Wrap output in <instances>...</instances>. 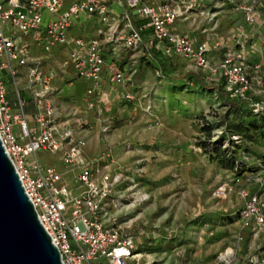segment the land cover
Listing matches in <instances>:
<instances>
[{"label": "rangeland", "instance_id": "374dc122", "mask_svg": "<svg viewBox=\"0 0 264 264\" xmlns=\"http://www.w3.org/2000/svg\"><path fill=\"white\" fill-rule=\"evenodd\" d=\"M176 1L193 11L182 12L177 30L206 40L213 63L227 48L242 50L248 71L263 86L251 100H241L226 90L224 79H207L183 56L126 53L123 85L134 98L116 97L118 108L102 109L106 129L92 130L96 151L85 154L108 155L101 165L113 189L103 217L134 237L139 264H264V223L246 226L241 218L242 192L264 199V114L252 104L264 100V0ZM245 6L256 23L243 20ZM64 48L50 64L60 73ZM80 79H72V88ZM22 82L17 79V86ZM72 88L64 84L63 91ZM43 153H37L39 161L66 171L64 179L76 188L58 155Z\"/></svg>", "mask_w": 264, "mask_h": 264}, {"label": "built area", "instance_id": "2783aa9c", "mask_svg": "<svg viewBox=\"0 0 264 264\" xmlns=\"http://www.w3.org/2000/svg\"><path fill=\"white\" fill-rule=\"evenodd\" d=\"M113 4L120 8L115 16ZM183 7L176 0H0V72L12 78L17 96L14 109L0 76V141L40 223L58 249L62 264H139V258L134 237L103 217L105 199L113 189V180L101 165L107 153L85 157L87 140L76 133L85 124L80 121L79 129H73L60 120L49 86L53 72L41 70V58L31 54L29 42L38 44L45 53L57 45L69 46L61 66H71L73 78L89 81L85 100L90 109L96 107L93 95L103 104L109 101L101 89L104 71L110 82H125L123 71L107 60V44L123 52L143 49L149 55L152 48H160L165 55H181L197 69L206 71L207 79H225L231 95L251 100L253 93L261 91L263 82L260 76H251L242 50L227 48L220 61L213 63L206 40L170 29L182 12L190 11V5ZM94 17L101 24L95 35H68L75 23ZM242 18L256 23L251 6L243 7ZM261 23L264 25V20ZM146 30L149 33L145 34ZM19 67L27 68L29 88L35 83L41 85L33 92V125L28 122L24 99L17 89ZM253 68L256 72L259 65ZM122 97L130 101L134 95L123 90ZM252 104L254 111L264 112V100L257 99ZM101 112L102 107H97V113ZM38 152L58 155L64 165L74 170L79 190L65 183L53 165L39 161ZM223 191L219 188L218 195ZM242 196H246L241 211L244 224H263L264 199L244 192Z\"/></svg>", "mask_w": 264, "mask_h": 264}, {"label": "crops", "instance_id": "0c3cea01", "mask_svg": "<svg viewBox=\"0 0 264 264\" xmlns=\"http://www.w3.org/2000/svg\"><path fill=\"white\" fill-rule=\"evenodd\" d=\"M112 9L114 11L113 15L114 16L118 15L119 13L118 11L120 10L119 6L117 4H113ZM190 11L193 12L192 9ZM177 20L170 26V29L177 33H185V32H181L180 30H177V28L175 27ZM142 22L143 21L137 20V23H142ZM100 25L101 24L98 22V20L95 17L90 20H81L75 23L69 29L68 35L71 37H75V36L91 37L95 35L96 33L95 29L99 27ZM147 33H149V30L145 31V34ZM196 40H199V39H196ZM29 44H30L31 54L33 56L41 58V70L44 73L54 71L52 70V66L50 64H52V62L55 63L56 59L60 58L62 53L65 52L63 51L65 49L64 47L68 48V51H69V46L57 45V46H54L50 52L45 53L38 44H35L32 42H29ZM105 47H106L105 54H106L107 60L114 61L124 73L125 68L123 64L124 65L126 64L125 66H127L128 63L130 62V60L126 58L125 56V54L128 52L117 51L116 49L113 48L112 44H107ZM211 49L212 48L210 47L209 58H210V61L213 62L212 61L213 58L211 56L212 55ZM140 50L142 51L143 49H140ZM156 54L159 55V56L157 55L158 59H167L170 56H174V55H165L160 48H152L150 50L149 56L150 55L156 56ZM46 68L47 69L49 68L50 71L45 70ZM18 72H19L18 80L20 79V82L21 81L23 82L20 84V87L17 86V89L19 91V95L24 99L23 110L27 116L28 122L30 125H33L34 124L33 115L35 112L33 92L40 90L41 85L39 83H35L31 86L32 89L29 88L28 87L29 82L27 78L28 77L27 68L19 67ZM0 76L3 78L6 84L7 98L10 101L12 107L16 109L17 107L16 87L14 84L12 85L9 82L8 80L9 75L5 71H1ZM72 79H74L73 71H72L71 66H68V67H65L63 69V72L61 73L54 71L52 79L49 83V86L51 89V96L53 99V104H54L56 111L59 114L60 120L62 122H65L67 125H69L73 129H79L78 123L80 121L84 122L85 128H83L82 130H77L76 133L78 135L84 136L87 140L86 146L84 148V153L86 154L87 152H90V151H96L94 150L95 148L94 146H96L95 141L97 140L96 134L91 135V132H93L92 131L93 129L98 128V126H100V129H101L102 127L101 123L102 122L104 123V120H102V118L100 117L102 116L101 113H97V107L98 108L99 106L102 107L103 114L107 112V109L110 111L114 110L115 108H118L117 105L114 104L116 97H119V96L122 97L123 90H127V91H131V90L127 89L126 86L123 84H117V83L110 82L108 80L107 72L104 71L102 74L101 89L108 96V100H109L108 104L101 103L98 100V96L93 95V99L95 100L96 107L90 109L88 108L86 100H85V91L89 85V81L84 78H81L80 80H76L75 85L72 88L73 86ZM64 84H67L72 89L68 90V92H64L63 91ZM124 101H127V100H124ZM107 105H109L110 107L108 108ZM43 154L46 155L49 153L44 152ZM54 167L62 174V177H63V174L66 171H61L57 166H54ZM67 171H69L70 174L72 173L74 176V170H72L71 168H68ZM63 180L65 183H68V181H66L64 177H63Z\"/></svg>", "mask_w": 264, "mask_h": 264}, {"label": "water", "instance_id": "95a60500", "mask_svg": "<svg viewBox=\"0 0 264 264\" xmlns=\"http://www.w3.org/2000/svg\"><path fill=\"white\" fill-rule=\"evenodd\" d=\"M0 264H62L1 141Z\"/></svg>", "mask_w": 264, "mask_h": 264}, {"label": "trees", "instance_id": "16d2710c", "mask_svg": "<svg viewBox=\"0 0 264 264\" xmlns=\"http://www.w3.org/2000/svg\"><path fill=\"white\" fill-rule=\"evenodd\" d=\"M223 79V78H222ZM225 80V79H224ZM262 114H264V112L262 113Z\"/></svg>", "mask_w": 264, "mask_h": 264}]
</instances>
